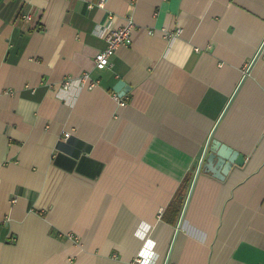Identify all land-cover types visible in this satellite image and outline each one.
<instances>
[{
	"label": "crops",
	"instance_id": "crops-1",
	"mask_svg": "<svg viewBox=\"0 0 264 264\" xmlns=\"http://www.w3.org/2000/svg\"><path fill=\"white\" fill-rule=\"evenodd\" d=\"M99 1L0 0V264H264V0Z\"/></svg>",
	"mask_w": 264,
	"mask_h": 264
},
{
	"label": "built area",
	"instance_id": "built-area-1",
	"mask_svg": "<svg viewBox=\"0 0 264 264\" xmlns=\"http://www.w3.org/2000/svg\"><path fill=\"white\" fill-rule=\"evenodd\" d=\"M108 0H100L98 6L105 7L106 2ZM23 18L31 19L30 14L23 15ZM111 18V16H110ZM134 23L132 21H128L125 25L118 27V28H109L104 33V39L106 41V47L99 51L94 58V65L95 68L99 70L106 69L111 66V58L115 54L116 50L121 46H129L132 43L131 40V33L134 29ZM180 30L176 32L179 34ZM81 86H85L84 84L87 83L89 89L96 86L97 81L91 80L90 75L88 73H84L79 78ZM70 78L66 79L62 83L63 89H68L70 86ZM114 99L119 103V105H125V101L119 95L118 92H113ZM70 135L69 132L65 133L64 137L67 138Z\"/></svg>",
	"mask_w": 264,
	"mask_h": 264
},
{
	"label": "water",
	"instance_id": "water-1",
	"mask_svg": "<svg viewBox=\"0 0 264 264\" xmlns=\"http://www.w3.org/2000/svg\"><path fill=\"white\" fill-rule=\"evenodd\" d=\"M125 87V82L120 80L115 84L114 90L120 94L124 92ZM210 152L209 160L211 161V159H215L217 161L216 169H212V171L221 179L228 174L233 165L241 166L245 162L244 155L226 145L218 144L216 142L213 143ZM218 169H220V171Z\"/></svg>",
	"mask_w": 264,
	"mask_h": 264
}]
</instances>
